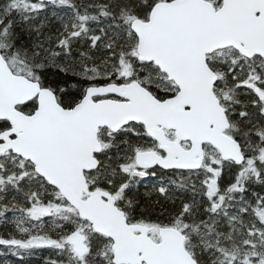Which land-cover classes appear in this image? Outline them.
<instances>
[{"label": "snow or ice", "instance_id": "6c2138e0", "mask_svg": "<svg viewBox=\"0 0 264 264\" xmlns=\"http://www.w3.org/2000/svg\"><path fill=\"white\" fill-rule=\"evenodd\" d=\"M0 264H264V0H0Z\"/></svg>", "mask_w": 264, "mask_h": 264}]
</instances>
